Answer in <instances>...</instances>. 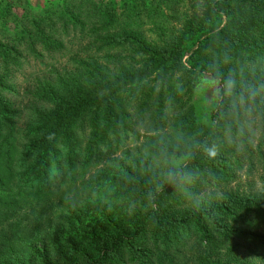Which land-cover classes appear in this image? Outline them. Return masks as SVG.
Returning a JSON list of instances; mask_svg holds the SVG:
<instances>
[{
	"label": "trees",
	"instance_id": "obj_1",
	"mask_svg": "<svg viewBox=\"0 0 264 264\" xmlns=\"http://www.w3.org/2000/svg\"><path fill=\"white\" fill-rule=\"evenodd\" d=\"M0 264H264V0H0Z\"/></svg>",
	"mask_w": 264,
	"mask_h": 264
},
{
	"label": "rangeland",
	"instance_id": "obj_2",
	"mask_svg": "<svg viewBox=\"0 0 264 264\" xmlns=\"http://www.w3.org/2000/svg\"><path fill=\"white\" fill-rule=\"evenodd\" d=\"M7 1V0H5ZM28 11L35 12L43 9L49 2H56L59 0H27ZM4 4V3H3ZM22 13L18 10V14ZM36 65V64H33ZM217 82L211 77H204L194 91V101L197 109L204 112L207 108L212 107L216 97ZM248 182H254L256 186H259L258 175L246 176L241 174L240 178L232 184V186L239 185L240 188H245Z\"/></svg>",
	"mask_w": 264,
	"mask_h": 264
}]
</instances>
